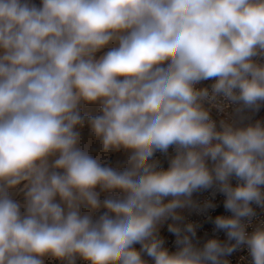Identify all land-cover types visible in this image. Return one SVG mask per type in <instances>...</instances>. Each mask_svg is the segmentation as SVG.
<instances>
[{
	"label": "clouds",
	"instance_id": "obj_1",
	"mask_svg": "<svg viewBox=\"0 0 264 264\" xmlns=\"http://www.w3.org/2000/svg\"><path fill=\"white\" fill-rule=\"evenodd\" d=\"M262 108L264 0H0V264H264Z\"/></svg>",
	"mask_w": 264,
	"mask_h": 264
},
{
	"label": "built area",
	"instance_id": "obj_2",
	"mask_svg": "<svg viewBox=\"0 0 264 264\" xmlns=\"http://www.w3.org/2000/svg\"><path fill=\"white\" fill-rule=\"evenodd\" d=\"M210 83L211 81L202 82V86H207ZM212 115L213 118L217 120L220 118L219 114H217L215 110H213ZM253 119H264V108H262L259 113H256ZM172 154H173V149L170 148L169 155ZM155 159L159 160L161 167L165 169L168 167V156L157 151L155 154ZM232 183L235 185L236 180L233 179ZM214 191L215 189H209V190H202L196 192L193 194V200L201 205L206 200H209L216 205L215 209H208L207 211L204 212L192 208H186L182 210V215L185 218L184 223H193L199 225V227L197 228L196 241L194 242H199L201 246L204 242H206L207 239L210 238H217L221 241L227 239L225 232L215 230L214 224L209 219V217H211L214 220L216 215H226V216L231 215L230 212L225 211L223 208V201L225 199L223 194L216 192L215 195H213ZM254 207L256 206L254 205ZM256 212H257L256 220L257 221L264 220V210H261L259 207H256ZM168 223H171V221H168L167 224ZM167 224L160 235L165 240V247H167L169 251H175L176 250L175 236L174 234L168 232ZM226 258L230 261V264H251V257L249 256L247 249L237 250L233 252L230 256H227ZM51 264H60V262L53 261ZM77 264H83V262L77 260Z\"/></svg>",
	"mask_w": 264,
	"mask_h": 264
},
{
	"label": "rangeland",
	"instance_id": "obj_3",
	"mask_svg": "<svg viewBox=\"0 0 264 264\" xmlns=\"http://www.w3.org/2000/svg\"><path fill=\"white\" fill-rule=\"evenodd\" d=\"M32 2L39 5L40 0H32ZM104 51H107V49H105ZM101 54L102 53H98L97 55L99 56ZM82 114L88 115V116L99 114V105H84L82 107ZM79 131L81 132L83 142L87 143L89 141V128H88L87 124H85V126L83 128L79 129ZM90 148L92 150V155L95 156L97 154V151L99 150L98 141H96L94 139L91 140ZM126 156H127V153L123 150H121L119 152H113L105 158V162L107 164L111 165L112 167H116L119 163H121L126 158ZM13 195L17 200L22 199V194L17 195L16 193H13ZM104 195H106V194H102V198ZM166 224H167V222L165 224H163L164 226L162 225L161 227H163V229H164ZM52 262L53 261L46 260V264H51Z\"/></svg>",
	"mask_w": 264,
	"mask_h": 264
},
{
	"label": "crops",
	"instance_id": "obj_4",
	"mask_svg": "<svg viewBox=\"0 0 264 264\" xmlns=\"http://www.w3.org/2000/svg\"><path fill=\"white\" fill-rule=\"evenodd\" d=\"M163 226H164V225H163ZM162 229H163V227H161V229H160V233H162V231H163ZM136 247L139 248V245H136Z\"/></svg>",
	"mask_w": 264,
	"mask_h": 264
}]
</instances>
